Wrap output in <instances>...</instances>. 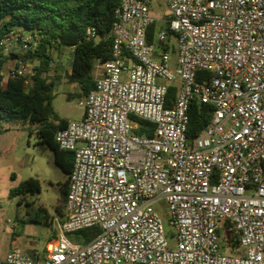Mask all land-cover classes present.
<instances>
[{"label":"built area","instance_id":"built-area-1","mask_svg":"<svg viewBox=\"0 0 264 264\" xmlns=\"http://www.w3.org/2000/svg\"><path fill=\"white\" fill-rule=\"evenodd\" d=\"M162 1L160 28L152 0H119L113 57L95 60L82 118L56 133L74 154L65 211L34 256L14 247L0 264H264V0ZM41 41L19 28L0 41V88L32 83L25 55ZM195 101L212 116L191 139Z\"/></svg>","mask_w":264,"mask_h":264},{"label":"trees","instance_id":"trees-1","mask_svg":"<svg viewBox=\"0 0 264 264\" xmlns=\"http://www.w3.org/2000/svg\"><path fill=\"white\" fill-rule=\"evenodd\" d=\"M119 0H0V41L15 28L26 32L39 31L42 35L40 46L30 50L25 57L36 63L32 83L25 79H9L5 89L0 88V123L9 121L30 122L38 125V144L54 154V163L65 174L66 180L60 186L58 215L63 214L67 201L69 177L74 167V154L61 150L56 142V133L67 125L55 111V82L50 73L55 67L53 55L69 48L72 53L70 71L66 80L80 88L79 98L87 96L95 89L93 76L95 60L109 61L113 57V39L110 30ZM95 30L97 37L89 39ZM155 25L150 27L148 42L153 43ZM0 54V70L5 62ZM60 80L61 78H54ZM175 95V88L169 92V101ZM68 99L71 95H68ZM188 135L196 137L207 125L212 108L192 102L189 111ZM140 128L138 134L154 135L153 123L136 119ZM14 177V175H13ZM41 182L29 178L10 190V196L18 199V205L26 208V223H45L51 226L53 216L44 207L37 206L35 200L41 192ZM101 233L99 227L84 229L76 234L79 242L88 243Z\"/></svg>","mask_w":264,"mask_h":264},{"label":"rangeland","instance_id":"rangeland-1","mask_svg":"<svg viewBox=\"0 0 264 264\" xmlns=\"http://www.w3.org/2000/svg\"><path fill=\"white\" fill-rule=\"evenodd\" d=\"M152 15L158 19L159 27L166 25L170 13L162 0H152ZM72 53L63 48L61 53L53 55L55 67L50 79L55 82L53 106L63 119H77L82 111L80 98L68 93L76 89L62 85L68 84L65 74L71 66ZM172 64L177 58L171 55ZM61 78L60 80L54 78ZM38 125L24 121L0 123V259H4L10 250L13 239L21 246L32 245L39 249L51 239V228L45 223H26V208L18 205V199L10 196V190L29 179L40 180L42 188L35 200L37 206L46 208L52 216L58 215L60 184L66 180L65 174L54 163V154L48 148L38 144ZM14 175V177H13ZM36 251V249H35Z\"/></svg>","mask_w":264,"mask_h":264},{"label":"crops","instance_id":"crops-1","mask_svg":"<svg viewBox=\"0 0 264 264\" xmlns=\"http://www.w3.org/2000/svg\"><path fill=\"white\" fill-rule=\"evenodd\" d=\"M68 71H70V68L68 69ZM64 86H67V89H70L69 87H73L74 89H76V92L75 93H68V95H71V98L73 97V96H79V94L81 93V91H80V88L78 87V86H76V85H72V84H70V83H68V84H65V85H62V87L61 88H63ZM69 86V87H68ZM83 97H81L80 98V100L82 99ZM80 108V107H79ZM82 111V110H81ZM82 116H83V111H82V113H81V115L77 118V119H80V118H82ZM70 119H72V118H69V119H66L67 121L68 120H70ZM60 186H61V184H60ZM65 211V206H64V209H63V212ZM49 212V211H48ZM49 214H51L50 212H49ZM52 215V214H51ZM50 228H51V226H49ZM14 247H18V248H21L26 254H29L30 256H34L39 250H41V249H39V248H37V247H35V246H32V245H26V246H21L19 243H18V240L17 239H13V241H12V244H11V247H10V250L11 249H13ZM35 249H36V251H35ZM9 250V251H10ZM9 253V252H8ZM7 253V254H8Z\"/></svg>","mask_w":264,"mask_h":264}]
</instances>
